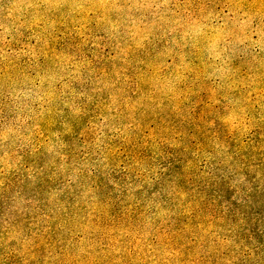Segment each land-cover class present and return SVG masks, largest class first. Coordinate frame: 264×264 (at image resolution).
<instances>
[{"label": "rangeland", "instance_id": "rangeland-1", "mask_svg": "<svg viewBox=\"0 0 264 264\" xmlns=\"http://www.w3.org/2000/svg\"><path fill=\"white\" fill-rule=\"evenodd\" d=\"M0 264H264V0H0Z\"/></svg>", "mask_w": 264, "mask_h": 264}]
</instances>
